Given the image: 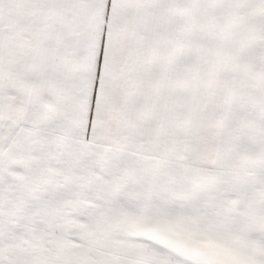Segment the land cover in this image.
<instances>
[{
	"label": "snow or ice",
	"instance_id": "obj_1",
	"mask_svg": "<svg viewBox=\"0 0 264 264\" xmlns=\"http://www.w3.org/2000/svg\"><path fill=\"white\" fill-rule=\"evenodd\" d=\"M0 264H264V0H0Z\"/></svg>",
	"mask_w": 264,
	"mask_h": 264
}]
</instances>
